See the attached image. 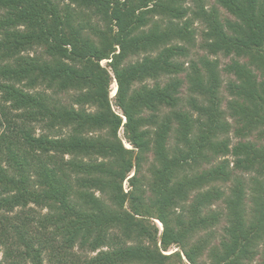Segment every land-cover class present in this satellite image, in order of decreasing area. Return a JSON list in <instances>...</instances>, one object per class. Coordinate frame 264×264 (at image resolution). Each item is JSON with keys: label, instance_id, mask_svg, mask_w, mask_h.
<instances>
[{"label": "trees", "instance_id": "obj_1", "mask_svg": "<svg viewBox=\"0 0 264 264\" xmlns=\"http://www.w3.org/2000/svg\"><path fill=\"white\" fill-rule=\"evenodd\" d=\"M216 2L0 0V264H264V0Z\"/></svg>", "mask_w": 264, "mask_h": 264}, {"label": "rangeland", "instance_id": "obj_2", "mask_svg": "<svg viewBox=\"0 0 264 264\" xmlns=\"http://www.w3.org/2000/svg\"><path fill=\"white\" fill-rule=\"evenodd\" d=\"M185 1H186V3H187L188 5H190L191 0H185ZM204 4H205L206 8H213V7L218 8L219 15H220V18H221V19H224V18L232 19V18H233V16H231L226 10H224L223 8H221V7L217 4L216 0H204ZM85 15H87V16H86L87 18H88V16H90L89 12H86V11H85ZM90 21H91V23H93V24H97V25H100V26L102 25V23H101V22L98 20V18H96V17H92V16H91V20H90ZM193 28H194V31H195V44H194V47H192V48L189 49V55H188V57H186V58H181V59H179V61H181V63H183V67H184L185 69H188V68H189V63H190V62H196L197 64H199V63H198V59L201 58V57H208V58L211 59V60H213V59H216V60H217V62H218V67H219V70H220V79H221V91H220V96H221V98H222V100H223V102H222V109H225V107H226V102L230 99V96H229V94L226 92L225 88H226L227 83L230 82V81H232V80L234 79V77H233L232 75L227 74L226 72H224V69H223V68H224L227 64L230 63V61L232 60V57H224V56H222V55H218V56H210V55H208L204 50H202V49L199 47V44L201 43V32H202V30H203V26H202L201 24H199V23L196 22V23L193 25ZM142 57H143V55H140L139 57H132V58L129 59V61H136V60H138V59H141ZM106 63H107V61H106V60H103V61L100 62V65H101L102 67H106ZM109 73H110L111 77H113V76H112V73H111V72H109ZM177 78H180V79L183 80V82H186V81H185V73H181V74H179V75L177 76ZM163 81H164V80H163ZM149 83L152 84L151 81H149ZM116 88H117L116 82H115L114 78H112V82H111V84H110V88H109V98L112 99V100L114 99V95H115V93H116ZM186 88H187V85L184 84V85H183V88L181 89V91H182V95H181V97H182L184 100L186 99V97H188V94H187ZM113 91H114V94L112 95ZM60 97H61V96H60ZM62 98L64 99V101H67V102L69 101V97H68L67 95L62 96ZM1 106H2V105H1ZM6 107L8 108V106H6ZM113 109H114V111H116V112L119 113V110H118L116 107H113ZM185 109H189V108H188L187 106H185ZM227 120H228V122H229L231 125L235 126L231 118L227 117ZM232 132H233V127L231 128V130H230V132H229L228 135H229V138L232 140V142L235 143V142H237V139L234 138ZM118 136L122 139V142H123L124 146H125L126 148H130L129 144L125 141V139H124V137H123V131H122V129H119ZM170 139H172V137H171ZM254 139H255V135L253 136V140H254ZM255 140H256V139H255ZM169 143L172 144L173 141L170 140ZM147 157H148L147 164H145V165L143 166V169H146L147 166H148V162H150V161L152 160V156H151L150 153L147 155ZM217 159H218V160H217L218 162H219V161H222L223 159L229 161V162H230V163H229V167L232 168V162H233V159H232V157H230L229 155H228V156L218 157ZM237 175H239V174L237 173ZM249 177H250V175L242 174V178L245 179V180L248 179ZM229 186H230V184H228L226 187H223V188H224L225 190H227V187H229ZM123 188L125 189V191L127 190V184H126V183H123ZM246 193L248 194L249 191H246ZM96 194H98V193H96ZM98 196H100V195L98 194ZM213 208H216V209H219V210H223V208H224V203L222 202V200H219V201L213 206ZM249 208H250V206H249V202L247 201V209H249ZM17 211H19V210H18V209L15 210V212H17ZM45 212H46L45 210L39 211V213H43V214H44ZM11 215H12V214H11ZM154 222H155V224H156L158 230L161 231V230H162V225L160 224V222H158V221H154ZM223 226H224V223H223V221H222V222L220 223V226L217 227V228L215 229L216 232L219 233V234H221V233H222V227H223ZM174 251H175V249L172 247L171 249H169L168 252H166V254H169V253L174 252ZM90 255H94V253H93V254H90ZM3 256H4L3 248H0V260H3V259H4ZM252 264H260L259 259H256Z\"/></svg>", "mask_w": 264, "mask_h": 264}, {"label": "bare ground", "instance_id": "obj_3", "mask_svg": "<svg viewBox=\"0 0 264 264\" xmlns=\"http://www.w3.org/2000/svg\"><path fill=\"white\" fill-rule=\"evenodd\" d=\"M114 94V91H113V93H112V95Z\"/></svg>", "mask_w": 264, "mask_h": 264}]
</instances>
